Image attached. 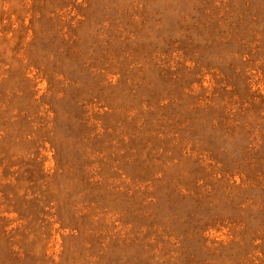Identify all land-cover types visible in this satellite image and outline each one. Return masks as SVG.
I'll use <instances>...</instances> for the list:
<instances>
[{"label":"rangeland","instance_id":"1","mask_svg":"<svg viewBox=\"0 0 264 264\" xmlns=\"http://www.w3.org/2000/svg\"><path fill=\"white\" fill-rule=\"evenodd\" d=\"M0 264H264V0H0Z\"/></svg>","mask_w":264,"mask_h":264}]
</instances>
